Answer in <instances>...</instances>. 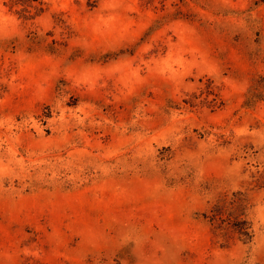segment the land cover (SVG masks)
<instances>
[{
    "label": "rangeland",
    "instance_id": "1",
    "mask_svg": "<svg viewBox=\"0 0 264 264\" xmlns=\"http://www.w3.org/2000/svg\"><path fill=\"white\" fill-rule=\"evenodd\" d=\"M0 264H264V0H0Z\"/></svg>",
    "mask_w": 264,
    "mask_h": 264
}]
</instances>
